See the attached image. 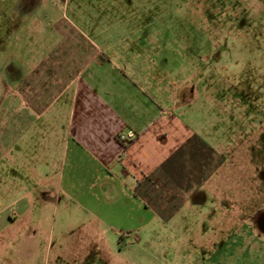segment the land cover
I'll return each mask as SVG.
<instances>
[{
    "label": "crops",
    "instance_id": "1",
    "mask_svg": "<svg viewBox=\"0 0 264 264\" xmlns=\"http://www.w3.org/2000/svg\"><path fill=\"white\" fill-rule=\"evenodd\" d=\"M65 1L0 0V185L38 187L39 221L48 195L82 214L94 202L169 220L216 194L206 186L221 155L183 119L206 44L192 45L190 26H101L94 8L68 16ZM29 195L6 205L4 226L30 220Z\"/></svg>",
    "mask_w": 264,
    "mask_h": 264
},
{
    "label": "rangeland",
    "instance_id": "2",
    "mask_svg": "<svg viewBox=\"0 0 264 264\" xmlns=\"http://www.w3.org/2000/svg\"><path fill=\"white\" fill-rule=\"evenodd\" d=\"M59 7L68 16L94 8L101 26H190L192 45L206 44L207 68L192 78L199 95L183 119L221 155L206 186L217 193L169 220L94 202V213L82 214L66 207L70 197L48 195L39 221L38 187L7 182L0 216L24 193L33 212L24 223L4 226L0 218V264H264V0H67ZM73 197L77 203L81 195Z\"/></svg>",
    "mask_w": 264,
    "mask_h": 264
},
{
    "label": "built area",
    "instance_id": "3",
    "mask_svg": "<svg viewBox=\"0 0 264 264\" xmlns=\"http://www.w3.org/2000/svg\"><path fill=\"white\" fill-rule=\"evenodd\" d=\"M135 137H136V135L133 131H127L125 133L120 132L117 135L118 141L125 146H127L129 144V142L134 140Z\"/></svg>",
    "mask_w": 264,
    "mask_h": 264
}]
</instances>
